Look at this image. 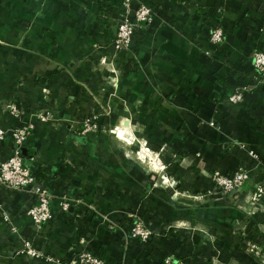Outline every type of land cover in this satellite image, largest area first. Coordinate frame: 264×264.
<instances>
[{"label":"crops","instance_id":"obj_1","mask_svg":"<svg viewBox=\"0 0 264 264\" xmlns=\"http://www.w3.org/2000/svg\"><path fill=\"white\" fill-rule=\"evenodd\" d=\"M140 3L153 19L114 55L121 0H0V162L13 152L11 130L31 122L24 164L55 196L40 236L26 216L31 196L0 192V202L56 260L84 249L111 264H163L167 254L183 264H264V199L249 201L264 187V82L252 68L264 51V0H134L132 8ZM216 27L223 39L213 47ZM245 84L253 89L229 104ZM38 112L53 119L40 122ZM85 119L97 131L81 134ZM242 166L250 178L240 191L209 192L213 172ZM62 195L81 203L64 214ZM134 216L152 231L146 242L125 243L115 228L129 230ZM251 244L259 257L246 251ZM19 249L0 217V264H49Z\"/></svg>","mask_w":264,"mask_h":264},{"label":"built area","instance_id":"obj_2","mask_svg":"<svg viewBox=\"0 0 264 264\" xmlns=\"http://www.w3.org/2000/svg\"><path fill=\"white\" fill-rule=\"evenodd\" d=\"M134 0H121V12L119 14L118 24L114 39L112 41V49L114 55L118 52L129 49L131 40L135 30L142 24L150 23L153 19L154 12L147 5L140 3L135 9L132 8ZM262 31L264 32V26ZM223 32L216 27L210 31L208 42L211 46L216 47L222 43ZM206 56L210 53L205 52ZM252 68L255 72L254 80L257 85L264 82V51L254 52L252 55ZM253 85H240L235 88L232 95L228 98L229 104H239L242 102L244 95L252 90ZM11 111L16 112L12 107ZM48 113L38 112L35 117L40 122H45L49 117ZM93 120V119H92ZM91 119H85L77 123V128L81 134L95 132L97 126ZM209 126H214L210 123ZM33 124L31 122L24 123L11 130V137L14 144L12 154L5 160L0 162V192H16L24 193L32 197L33 202L26 211V216L30 220L31 229L36 236H40L42 228L51 219V202L55 196L47 187L37 183L34 174L29 170L23 160L22 146L23 143L31 136ZM6 136L5 130L0 127V145ZM248 156L251 162H259V155L254 151H248ZM250 178V171L245 166L239 167L231 173H220L215 171L211 175L212 189L210 193L231 194L242 189L245 182ZM164 183V182H163ZM162 183V184H163ZM168 184V181L165 182ZM58 206L62 213H67L71 204L81 203L74 198H68L64 195L57 196ZM264 199V187L256 186L253 190L249 201L251 203L259 202ZM93 210V209H92ZM0 217L6 226L7 231L11 236L16 238L20 244L18 255L24 258L35 261H43L49 264H104L103 260L97 257L93 252L81 250L78 252L72 251L69 258L65 260H56L45 254L40 249L36 248L31 241L25 239L20 233L19 227L13 222L10 213L4 208L0 202ZM131 217V216H130ZM129 217V218H130ZM135 221L130 225L129 230L116 225L123 234L125 243L132 240L146 242L150 239L152 231L145 225L142 219L137 216ZM105 219V217H103ZM128 218V216H126ZM85 245L86 240L79 236L76 239V245ZM246 251L254 257H259L261 246L251 244ZM163 264H183L176 260L173 254H167L162 260Z\"/></svg>","mask_w":264,"mask_h":264},{"label":"trees","instance_id":"obj_3","mask_svg":"<svg viewBox=\"0 0 264 264\" xmlns=\"http://www.w3.org/2000/svg\"><path fill=\"white\" fill-rule=\"evenodd\" d=\"M234 90H235V88H233V90H232V92H231L230 95L233 94ZM230 95H229V96H230ZM229 96H228V98H229ZM34 176H35V179H36V181H37V183H38V179H39V177H40L39 173H38V172H35ZM96 256L99 257L100 259H102L103 262H104V264H111V263H112V261H110L107 257H105V256H103V255H101V254H100V255H96Z\"/></svg>","mask_w":264,"mask_h":264},{"label":"rangeland","instance_id":"obj_4","mask_svg":"<svg viewBox=\"0 0 264 264\" xmlns=\"http://www.w3.org/2000/svg\"><path fill=\"white\" fill-rule=\"evenodd\" d=\"M49 119H53V118H48L45 122H47ZM92 120V119H91ZM94 123V122H93ZM95 124V123H94ZM95 131H97V130H95ZM81 133V132H80ZM89 133H91V132H89ZM118 137H120L119 135H118ZM102 217H104V216H102Z\"/></svg>","mask_w":264,"mask_h":264}]
</instances>
